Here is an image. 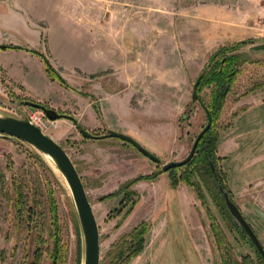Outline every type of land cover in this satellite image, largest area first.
I'll list each match as a JSON object with an SVG mask.
<instances>
[{"label": "rangeland", "instance_id": "1", "mask_svg": "<svg viewBox=\"0 0 264 264\" xmlns=\"http://www.w3.org/2000/svg\"><path fill=\"white\" fill-rule=\"evenodd\" d=\"M70 4L73 21L105 25L104 35L96 40L109 50L111 66L91 77L71 67V61L61 62L60 70L58 63L54 67L48 60L67 82L65 87L40 56L46 76L41 75L38 87L49 93L61 88L63 93L50 94L52 103H38L76 119L63 117L51 123L44 114L43 131L64 148L82 179L98 223L99 264L117 259V243L141 221L149 226L144 248L125 264H245L244 259L261 264L258 251L217 191L220 185L229 193L264 248V49L251 48L264 43V0H70ZM17 5L25 10L23 2ZM22 32L0 29V37L23 41L33 36L31 31ZM47 35L52 33L44 38ZM236 44L241 45L231 50ZM235 55L240 56L238 72L213 128L216 187L204 186L210 182L204 183L201 164L194 179L202 186L204 202L184 182L172 184L169 176H178L181 170L161 172L153 180L134 183L130 189L138 201L125 218L123 212L118 215L122 194L100 198L135 176L157 172L161 164L119 138L83 137L76 125L96 135L108 129L121 131L162 163L180 160L207 121L204 108L191 99L196 77L203 68L210 71L217 60L222 63ZM3 61L15 68L19 64L38 69L26 58L8 56ZM103 84L111 94L102 93ZM213 86L207 82L201 86L203 103L210 100ZM27 100L31 99L23 91H13L0 72V116L32 112L36 107L26 105ZM91 101L96 119L89 116ZM16 186L22 192L21 214L14 206ZM51 203L56 207L55 230ZM212 223L225 242L221 249ZM54 232L60 250L56 262L48 256ZM37 248L41 252L37 264H83V235L72 194L51 158L0 134V264H33Z\"/></svg>", "mask_w": 264, "mask_h": 264}, {"label": "crops", "instance_id": "2", "mask_svg": "<svg viewBox=\"0 0 264 264\" xmlns=\"http://www.w3.org/2000/svg\"><path fill=\"white\" fill-rule=\"evenodd\" d=\"M0 0V29H12L28 33L33 36L28 40L15 41L0 37V72L12 86L13 91H23L26 98L37 102L48 101L52 103L54 97L50 94L63 93L61 88L54 87L50 93L38 87L39 79H44L46 69L41 63V57L32 50L46 55L47 59L55 67L58 63L60 70H64L63 61L73 62L71 67L81 69L82 72L94 77L97 73L110 69L111 55L108 49L97 41L100 35H104L102 28L105 25L95 27L91 20L73 21L70 0ZM11 2V3H9ZM23 2V11L18 3ZM78 10V9H76ZM76 13V12H74ZM73 13V16H74ZM31 14L34 19H31ZM75 16L78 18V14ZM12 18L13 20H9ZM103 25V26H102ZM22 32V33H23ZM52 35L44 38L45 33ZM30 33V32H29ZM43 35V36H42ZM8 45L19 46L20 48L5 47ZM15 56L26 58L38 65L37 70H31L26 66L17 65L11 67L4 62V57ZM9 63V61H7ZM56 63V64H55ZM26 65V64H25ZM66 64H63L65 67ZM63 72V71H61ZM43 75V76H41ZM94 86V85H93ZM102 93L111 94L105 84L101 86ZM21 90H20V89ZM105 100V97L102 98ZM89 115L92 119L97 116L94 112V103L91 101ZM89 111V112H90ZM125 132V131H124Z\"/></svg>", "mask_w": 264, "mask_h": 264}, {"label": "trees", "instance_id": "3", "mask_svg": "<svg viewBox=\"0 0 264 264\" xmlns=\"http://www.w3.org/2000/svg\"><path fill=\"white\" fill-rule=\"evenodd\" d=\"M238 45H241V44L234 45L233 47H231V50H233ZM5 47L20 48L19 46H13V45H8ZM32 51L37 53L38 55L42 57V59H44L47 71L51 72V74L52 73L55 74V77L61 82V84L64 85L65 87H68L67 82L57 73V71L54 70V68L51 66L50 62L48 61L47 57L43 53H40L35 50H32ZM216 54L217 52L214 53L209 58V60L213 61V58L215 57ZM238 59H240V56L235 55V56L226 57L222 63L220 62V60H217L212 65V68L210 71H206V68H203L202 71L199 73L198 76H200V79L197 85L198 92L201 89V86L205 82L214 84L212 91L210 93V98H209L210 100L208 101V103L206 104L204 103L206 109L208 110V112L210 113L212 117V123L209 129L201 136L197 144L195 153L193 157L190 159V161H188L186 164L182 166L167 170V171L173 170V172H176L177 170H181L178 176H175V175L169 176L170 180H172V184L176 185L178 181L184 182L186 185H188L189 187L193 189L196 197L199 200H202V202H204L202 186L198 181L194 179L195 175L198 172L197 164H201L202 168L200 171H202L204 174V177L207 178L203 180L204 183L206 181L210 182L209 184L206 183L204 186L207 188H210V187L215 188L216 180H218L219 178V170H217L215 166L217 133L213 130L214 122H215V119L220 114V111L223 107L226 95L231 91L233 80L235 79V75L238 72L237 70L238 69L237 65L239 63ZM211 165L214 166V171H212ZM161 172H165V171H162L160 168V170H158L155 173L135 176L127 180L126 182H124L116 192L103 196L100 199H105L108 197H113V196L122 194L123 198L120 201V206H122V209L120 210V208H118V215H120L123 212L122 217L125 218L133 210L139 198L137 197L138 195L136 194V192L131 190L130 187L134 183L140 180H153ZM14 192H15L14 193L15 194L14 206L16 207L17 212L21 214L23 210L22 192L18 186L15 187ZM217 192H220L219 189ZM55 208H56L55 204L51 203L50 211L52 215L51 224H52L53 230H55L57 227L56 226L57 219L55 218L56 217ZM124 208L125 210L123 211ZM32 214H33V210H30L29 215L32 216ZM30 223H31V219H30ZM212 227H213V231L217 232L216 234L214 232V237H215L217 246L221 249V245H224L225 242L220 236V233L218 234L217 228L215 227L214 224L212 225ZM148 228H149L148 223L146 221H141L130 231V233L128 234V238H125L123 236L121 238V241L117 243V248L115 249V252H114V259L115 258L117 259H115L113 262V258H112L111 260L112 263L111 262L110 263L111 264H125L132 256L139 254L144 248L145 234L148 231ZM52 238H53L54 248L52 247L51 251H49L48 256L53 260V262H56L57 258H59V255H60L59 242L57 239L56 232H54V234L52 233ZM39 239H40L39 242H41V238ZM255 251L257 252V250ZM34 255L35 257H34L33 264H37V261L40 259V255H41L40 248H37ZM257 257L259 258V260L261 259L260 263L264 264V260L258 254V252H257ZM234 263L235 261L232 262V264ZM244 263L249 264L250 262L248 261V259L247 260L244 259Z\"/></svg>", "mask_w": 264, "mask_h": 264}, {"label": "water", "instance_id": "4", "mask_svg": "<svg viewBox=\"0 0 264 264\" xmlns=\"http://www.w3.org/2000/svg\"><path fill=\"white\" fill-rule=\"evenodd\" d=\"M0 46L4 47V45ZM251 48L253 50H262L264 49V43L253 45L251 46ZM199 79L200 76H198L195 82L193 83L191 99L197 100L204 108L207 116V121L194 138L193 144L188 154L180 160H171L169 162L162 163L161 159L157 155L142 146L132 136L121 131L108 129L106 133L96 135L83 128L80 124H77L76 127L81 133V135L86 138L102 139L106 137H115L125 142H128L129 144L134 146L139 152H141L144 156H146L157 164H161L162 171H167L171 168L182 166L188 161H190V159L193 157L201 136L209 129L212 123V117L206 109L201 98L199 97L197 91ZM25 103L26 105H29L31 107H36L43 110L45 116L50 120H56L65 117L71 119L73 122H76V119L74 117L65 113H59L57 110L50 107H46L44 104L31 100H27L25 101ZM0 134L14 137L18 140L24 141L33 146L39 152L49 156L52 159L56 168L65 178L72 194V198L74 201L77 216L79 219V224L83 235V264H99L100 239L98 223L92 210L91 203L87 197L82 179L68 153L57 141L45 134L38 126L32 124L27 118L26 114L22 117L12 115L0 116ZM220 190L222 191L225 206L228 209L229 213L237 221L238 225L241 226V228L245 231L246 235L252 241L256 250L264 260V248L261 242L259 241L256 233L242 215L239 207L230 199L229 193L227 191H224L222 187H220Z\"/></svg>", "mask_w": 264, "mask_h": 264}, {"label": "built area", "instance_id": "5", "mask_svg": "<svg viewBox=\"0 0 264 264\" xmlns=\"http://www.w3.org/2000/svg\"><path fill=\"white\" fill-rule=\"evenodd\" d=\"M25 114L32 124L38 126L42 131L44 130V128L46 127V124L43 123V120H44L43 117L45 116L42 110H40L39 108H34L32 112H25ZM47 121L54 123L53 120L48 119Z\"/></svg>", "mask_w": 264, "mask_h": 264}, {"label": "flooded vegetation", "instance_id": "6", "mask_svg": "<svg viewBox=\"0 0 264 264\" xmlns=\"http://www.w3.org/2000/svg\"><path fill=\"white\" fill-rule=\"evenodd\" d=\"M212 167H213V169H212ZM211 169H212V171H214V166H212L211 165ZM220 187H222V186H218V189H219V191H220V193H222V191L220 190ZM223 189V188H222ZM223 195V194H222ZM231 199V198H230ZM250 225V224H249ZM241 227V226H240ZM242 229V228H241ZM243 230V229H242ZM244 231V230H243ZM245 232V231H244ZM246 234V233H245ZM250 240V239H249ZM251 241V240H250ZM252 242V241H251ZM253 244V243H252ZM254 245V244H253ZM255 247V246H254Z\"/></svg>", "mask_w": 264, "mask_h": 264}, {"label": "bare ground", "instance_id": "7", "mask_svg": "<svg viewBox=\"0 0 264 264\" xmlns=\"http://www.w3.org/2000/svg\"><path fill=\"white\" fill-rule=\"evenodd\" d=\"M47 156V155H46ZM47 157H49V156H47ZM50 158V157H49ZM48 159V158H47Z\"/></svg>", "mask_w": 264, "mask_h": 264}]
</instances>
